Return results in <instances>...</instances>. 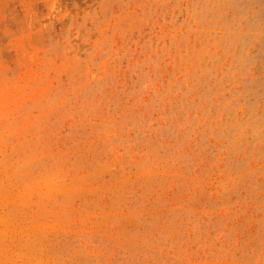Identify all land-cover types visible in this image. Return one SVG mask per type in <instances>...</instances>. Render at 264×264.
<instances>
[{"label":"rangeland","instance_id":"rangeland-1","mask_svg":"<svg viewBox=\"0 0 264 264\" xmlns=\"http://www.w3.org/2000/svg\"><path fill=\"white\" fill-rule=\"evenodd\" d=\"M0 264H264V0H0Z\"/></svg>","mask_w":264,"mask_h":264}]
</instances>
